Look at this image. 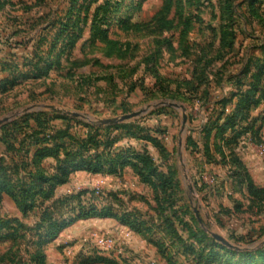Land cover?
I'll return each mask as SVG.
<instances>
[{
	"label": "rangeland",
	"instance_id": "rangeland-1",
	"mask_svg": "<svg viewBox=\"0 0 264 264\" xmlns=\"http://www.w3.org/2000/svg\"><path fill=\"white\" fill-rule=\"evenodd\" d=\"M5 117L0 264H264V0H0Z\"/></svg>",
	"mask_w": 264,
	"mask_h": 264
},
{
	"label": "water",
	"instance_id": "water-1",
	"mask_svg": "<svg viewBox=\"0 0 264 264\" xmlns=\"http://www.w3.org/2000/svg\"><path fill=\"white\" fill-rule=\"evenodd\" d=\"M161 104H166V103H161ZM170 105L175 106L177 108H181L182 107L181 105H179L177 103H170ZM54 110L59 111V109H55V108H54ZM147 110H148V108H144V109H141V110H138V111H134V112H131V113L124 114L122 116L113 117V118H107V119H102V120H99V123L101 125L118 124V123H121L123 121H126V120H129V119L138 117V116L144 114ZM64 112L67 113V114H70L72 116H75V117L87 118L86 115L81 114V113H78V112H70V111H64ZM8 120H9V117H5V118L1 119L0 120V125H2L3 123H5ZM186 122H187V114L184 113V115H183V128H182V132H184V130H185ZM180 144L181 145L183 144L182 143V140L180 141ZM191 189L193 190V187H191ZM194 211H195L197 217L199 218V221L201 222V217H200V214L198 212L197 207H194ZM209 232L211 233V235L214 238H216L217 240H219L223 244L227 245L228 247L234 248V249H237V250H244L243 247L238 246V245H235L234 243H232L231 241H229L227 238H225L224 236L220 235L219 233L214 232V231H209Z\"/></svg>",
	"mask_w": 264,
	"mask_h": 264
},
{
	"label": "trees",
	"instance_id": "trees-1",
	"mask_svg": "<svg viewBox=\"0 0 264 264\" xmlns=\"http://www.w3.org/2000/svg\"><path fill=\"white\" fill-rule=\"evenodd\" d=\"M97 158H99L100 159V155H97L95 158H91V157H87L86 158V160H85V163H86V166H87V169H89V170H92V171H94V172H99V171H101L102 170V168L100 167H97L96 168V165H98V163L97 164H93L94 163V161H95V159H97ZM143 162H145V161H143ZM137 168H138V170L139 171H141L142 170V168L144 167H139L138 165H135ZM144 169V168H143ZM63 181V180H62ZM0 192H3V188L1 187L0 188ZM91 214H97V212H96V210H92L91 212H84L82 215L84 216V217H88L89 215H91ZM220 242V241H219ZM222 243V242H221ZM222 246H224V248L225 247H227V248H229V249H231L232 250V252L233 253H238V252H244L243 250H237V249H234V248H230V247H228L227 245H225V244H223L222 243ZM261 251V250H260ZM259 251V252H260Z\"/></svg>",
	"mask_w": 264,
	"mask_h": 264
},
{
	"label": "built area",
	"instance_id": "built-area-1",
	"mask_svg": "<svg viewBox=\"0 0 264 264\" xmlns=\"http://www.w3.org/2000/svg\"><path fill=\"white\" fill-rule=\"evenodd\" d=\"M106 240H107L106 238H101L100 239V244H105L106 243Z\"/></svg>",
	"mask_w": 264,
	"mask_h": 264
}]
</instances>
